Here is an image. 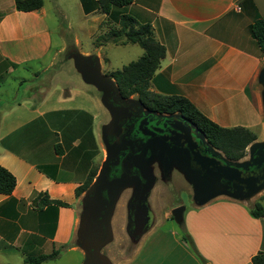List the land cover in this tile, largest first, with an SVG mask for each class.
Listing matches in <instances>:
<instances>
[{
    "label": "crops",
    "instance_id": "0c3cea01",
    "mask_svg": "<svg viewBox=\"0 0 264 264\" xmlns=\"http://www.w3.org/2000/svg\"><path fill=\"white\" fill-rule=\"evenodd\" d=\"M11 3L9 11H0V71L28 68L38 78L35 64L41 65L51 49L43 10L21 13L14 10V0ZM119 9L138 23L149 24L154 39L165 49L149 82L151 91L185 98L219 127H243L256 136L264 131L258 81L264 55L251 35L254 21L264 18V0H134ZM86 57L101 58L98 52ZM53 60L41 69L43 75ZM63 93L56 87L39 99L32 94L22 103L0 109V166L16 181L10 195L0 194V264H25L27 258L54 251L58 254L51 261L66 252L84 257L74 244L84 196L76 198L75 189L82 185L85 169L78 179L79 167L90 148L83 147L78 136L72 138L81 126L82 108L63 107L77 97ZM70 108L76 116L67 124L71 129L64 134L69 137L65 147L64 119ZM17 128L25 130L18 137L13 135ZM43 193L69 207L58 208L55 215L45 211ZM257 202L264 210V199L256 196L239 201L220 195L193 205L178 225L180 238L187 236L206 264H251L253 255L264 253V217L249 213ZM153 207L158 210L160 205ZM163 220L168 221L166 216ZM160 226L153 219L123 264H201L184 239L176 240L174 231H162Z\"/></svg>",
    "mask_w": 264,
    "mask_h": 264
},
{
    "label": "rangeland",
    "instance_id": "374dc122",
    "mask_svg": "<svg viewBox=\"0 0 264 264\" xmlns=\"http://www.w3.org/2000/svg\"><path fill=\"white\" fill-rule=\"evenodd\" d=\"M10 6H13L11 0H4L0 3V11L7 12ZM97 8L96 0H43L42 10L50 35L51 49L44 57L45 59L41 65L35 64L40 72V77L35 78L34 73L29 72L28 68H19L13 72H8V70L0 71V109L11 105L15 106L16 103H22L26 100V97L32 94L35 96L34 99H39L56 87L64 92V97L71 98V95H77V97L75 95L73 97L74 102L65 104L63 107L82 108L80 109L82 117L79 119V125L81 124V126L72 132V138L78 136L81 138L82 146L90 148L86 151L87 155H83L84 161H81L79 167L81 173L78 179H81L85 169L82 184L88 180L91 174L93 176L89 186L81 194L84 196L79 202L80 218L84 212L86 213L85 193L96 178L102 160L106 156V153H104L105 149L100 144V132L102 133L100 128L101 125L107 122L110 112L101 103L100 91L86 84L76 67L79 65L87 67L89 65L90 68H93L96 59L99 61L101 75L104 78H110L114 82L110 77L112 72L122 70L129 63L137 61L143 54L142 49L137 45L116 46L111 42L113 37L110 30H118V25H116L117 15L119 12L129 15L128 11L113 8L112 16L102 19V16L98 15L100 13ZM90 10L97 12L94 15L87 16L86 13ZM99 45L101 47L96 48ZM96 52L100 54L101 58L86 57L90 54H96ZM50 58H54L53 63L47 74L43 75L41 69L46 66ZM82 60H85V62H82ZM23 107L27 106L23 104ZM68 110L71 111L66 113L64 119L63 146L65 147H69V137H64V134L69 135L68 131L71 129L69 127L66 128L67 124H70V120L76 116V112L72 108ZM257 130L258 128L254 129V131ZM24 131V129L18 130L17 128L16 133L13 135L18 137ZM257 136L256 141L263 140L264 131L257 133ZM250 146L247 147L245 156L237 163L248 160ZM216 152L223 157L220 151ZM180 156L176 155L172 158L169 156V160H167V158L163 159L160 155L157 161H146L142 165L143 169L141 166H137L144 172L145 177L143 189L139 193L142 200L140 205L146 210V216L144 217V220H146L140 228L143 232L150 225L147 223L148 219L146 218L147 210L150 208L152 218L159 220V225H161L159 229L169 232L174 231L177 234L175 239L179 240L182 233L180 226L172 220L171 210L182 206L184 207L183 214H185L193 205H198L194 199L193 176L187 172L186 162ZM63 177V180L69 179L67 176ZM132 183L131 187L124 189L117 196L109 218L110 239L97 250V256L105 260L106 264H123L135 249L140 238V232H142L137 231L140 229L134 225V221L131 218V204L137 194L136 191L133 194L130 193L136 187L135 181ZM159 189H161L160 193L157 191ZM255 196L256 198L264 197V189ZM121 203V207H118ZM153 203L159 204L160 208L157 210L153 207ZM101 209H99L97 217L89 222V225H86L84 229L80 228V226L77 229L74 244L81 248L84 257L77 253L66 252L60 259L50 260L43 264H82V261L83 264H98V259L92 258V249L90 248L93 247V242L100 236L98 231L103 228L101 217L104 216V213ZM163 215L164 217L166 216L168 221L163 220ZM88 230H94L95 233L86 237V231ZM189 249L191 250L190 246ZM195 257L199 260L196 255Z\"/></svg>",
    "mask_w": 264,
    "mask_h": 264
},
{
    "label": "trees",
    "instance_id": "16d2710c",
    "mask_svg": "<svg viewBox=\"0 0 264 264\" xmlns=\"http://www.w3.org/2000/svg\"><path fill=\"white\" fill-rule=\"evenodd\" d=\"M134 0H97L96 5L100 14L112 16L113 8H124ZM43 6V0H14V10L21 13L39 11ZM116 24L118 30L111 29L113 39L111 42L117 45L134 44L143 51L142 56L129 63L120 71L110 74L119 91L124 96L135 95L142 103L154 106L160 112L181 113L190 119L204 134L211 147L220 151L228 162H238L245 154L249 145L257 140L254 132L243 127L222 128L203 116L188 100L179 96H163L149 89V82L158 69L160 61L165 55L164 47L153 37L149 24H140L128 15H117ZM251 35L255 40L260 53L264 55V18H259L251 25ZM92 174L88 180L75 189V197H79L89 186ZM14 176L0 166V194L10 195L15 187ZM41 208L53 212L55 215L58 208H68L67 203L58 200H49L43 193ZM264 197L260 198L262 201ZM253 218L264 217V210L260 202L249 209ZM183 239L189 244L192 252L199 258L201 264H206L196 253L191 240L185 236ZM58 251L48 256L25 259V264H40L57 257ZM251 264H264V253L258 252L251 258Z\"/></svg>",
    "mask_w": 264,
    "mask_h": 264
},
{
    "label": "flooded vegetation",
    "instance_id": "af4514ba",
    "mask_svg": "<svg viewBox=\"0 0 264 264\" xmlns=\"http://www.w3.org/2000/svg\"><path fill=\"white\" fill-rule=\"evenodd\" d=\"M114 84L115 88L108 90L105 99L111 108L110 114L107 122L100 128V144L105 149L106 156L100 165V169L103 167V178L97 188L101 200L106 201L113 188V182L120 179L135 181V190L130 192L137 193L131 204V218L137 227L138 222L144 221L146 216V210L140 205L142 200L139 195L145 177L138 167H142L149 160L157 161L160 155L167 160L169 156L172 158L181 155L185 162L188 160L190 166L198 172L197 178L202 179L203 172L196 162L209 154L210 145L202 131L186 116L181 113L160 112L154 106L142 103L135 95H122L115 81ZM99 94L101 100L104 92ZM107 125L110 126L105 131L103 140V127ZM252 170L254 169H249ZM253 174H260V170L254 171ZM90 196L97 198L94 193H90ZM152 217L149 208L147 223L151 224ZM94 233V230H90L85 236Z\"/></svg>",
    "mask_w": 264,
    "mask_h": 264
},
{
    "label": "water",
    "instance_id": "95a60500",
    "mask_svg": "<svg viewBox=\"0 0 264 264\" xmlns=\"http://www.w3.org/2000/svg\"><path fill=\"white\" fill-rule=\"evenodd\" d=\"M82 62H85V60H82ZM94 64L93 68H90L89 65L87 67L79 65L76 68L86 84L92 85L100 92H104L101 103L110 111L111 108L106 103L105 99L108 90L115 88V84L110 78H104L101 75L98 60L95 59ZM258 81L262 86L261 100L264 112V65L259 72ZM109 126L110 125L103 127V140L105 131ZM208 151L209 154L207 156L202 157L198 163L196 162V165L203 172L202 179L197 178L199 177L198 172L190 166L188 160L186 162V170L193 176L192 186L195 202L198 203L197 206H201L220 195L227 196L234 200H248L264 189V141L251 144L248 160L241 163L226 161L210 146L208 147ZM250 168L254 170L249 171ZM256 170H260V174H253ZM247 172L249 173L247 174ZM102 178L103 167L101 166L96 178L85 193L86 198L84 201L87 203L86 213L84 212L79 223L80 228L84 229L86 225H89L90 221H93L94 218L97 217L99 209L102 208L101 211H103L104 216L101 217V224L103 228L101 231H98L100 236L93 242V247L90 248L92 249V258L98 259V264L105 263V260L97 256V250L110 239L109 218L117 200V196L124 189L133 185V181L128 179H120L113 182V188L108 193V199L102 201L97 188ZM90 193H94L97 198H91ZM183 212L184 207L182 206L176 207L170 212L172 220L178 225L183 221ZM145 220L138 222V229L143 226ZM137 231H142V229ZM142 234L143 231L140 232V235Z\"/></svg>",
    "mask_w": 264,
    "mask_h": 264
}]
</instances>
